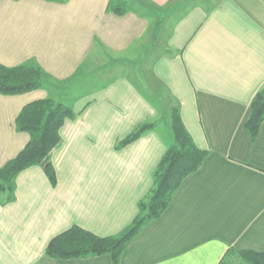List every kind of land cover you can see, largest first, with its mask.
<instances>
[{
  "label": "crops",
  "instance_id": "crops-1",
  "mask_svg": "<svg viewBox=\"0 0 264 264\" xmlns=\"http://www.w3.org/2000/svg\"><path fill=\"white\" fill-rule=\"evenodd\" d=\"M126 1L134 10L116 15L109 0H0V65L35 62L48 77L42 89L0 95V168L29 140L14 127L25 105L52 98L74 113L50 155L55 185L30 167L0 205V264H113L110 255L55 260L45 249L74 226L115 237L131 225L170 144L171 108L207 156L119 264L264 253V121L254 140L244 128L264 88V0ZM89 64L119 73L82 76ZM145 123L156 126L115 148Z\"/></svg>",
  "mask_w": 264,
  "mask_h": 264
},
{
  "label": "trees",
  "instance_id": "trees-1",
  "mask_svg": "<svg viewBox=\"0 0 264 264\" xmlns=\"http://www.w3.org/2000/svg\"><path fill=\"white\" fill-rule=\"evenodd\" d=\"M61 1V0H46ZM107 9L116 15H124L134 8L126 0H109ZM48 77L35 62L16 67L0 65V95L16 96L45 87ZM74 118L71 105L52 98L38 100L25 105L15 118L17 132L28 135L29 140L16 157L0 168V205L14 201L15 180L19 173L39 166L49 182L55 185V172L50 155L60 145V129L67 120ZM264 121V88L252 99L250 115L244 128L254 140ZM170 144L159 162L153 185L145 198L138 204V214L131 225L115 237H98L79 227H71L54 237L45 249V255L55 260L87 258L110 255L113 264H119L120 257L130 242L151 221L157 220L170 206L172 197L183 180L196 172L207 156L199 150L186 131L176 108L169 112ZM156 123L138 126L130 135L120 141L119 149L144 133L153 130ZM219 264H264V253L243 250L229 251Z\"/></svg>",
  "mask_w": 264,
  "mask_h": 264
},
{
  "label": "rangeland",
  "instance_id": "rangeland-1",
  "mask_svg": "<svg viewBox=\"0 0 264 264\" xmlns=\"http://www.w3.org/2000/svg\"><path fill=\"white\" fill-rule=\"evenodd\" d=\"M216 0H210V2L212 3V2H215ZM99 63V62H98ZM106 64V63H105ZM96 68L97 69H95V68H93L92 70H91V64H89L88 66H86V68H84V70H82L81 72H82V76L83 75H87V74H89L90 75V71H92L93 73H92V75H94L95 74V72H97V71H99V73L100 74H98V78H100L101 80H103V81H107V80H109L113 75H116V74H118L119 73V71H117V68L115 69V72L113 71V73L112 72H107L106 71V66H102V67H100V66H96ZM112 70H114V69H112ZM100 76V77H99Z\"/></svg>",
  "mask_w": 264,
  "mask_h": 264
}]
</instances>
